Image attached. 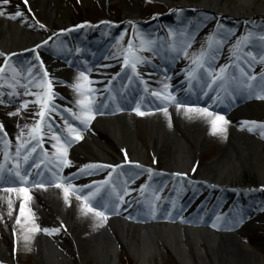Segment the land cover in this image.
Returning a JSON list of instances; mask_svg holds the SVG:
<instances>
[{"label":"bare ground","instance_id":"obj_1","mask_svg":"<svg viewBox=\"0 0 264 264\" xmlns=\"http://www.w3.org/2000/svg\"><path fill=\"white\" fill-rule=\"evenodd\" d=\"M158 1L168 6H174L170 0ZM50 2L48 0H27V6H25L23 0L17 2L10 0L9 5L5 6L7 11L14 12L19 6L24 14L32 15L37 12L34 8L38 6L42 10L41 12L48 16L47 19L51 21V24L49 28L41 29L30 18L21 23L20 18L8 19L0 15V52L5 53V56L15 53V57L29 56L35 60L30 49H36L37 45H41L47 34L68 30L65 22L61 20L62 18L59 19L57 16V5H50ZM182 3L184 4L186 1L180 0L179 4ZM200 10L209 11L216 17L219 14L233 15L245 23L252 15L264 14V0H201L197 8H192L193 12ZM125 18H132V15L126 14ZM29 24L32 27H29ZM93 35L89 39H85V45L92 46L91 39H95ZM74 37H78V35L74 34ZM107 41L106 39L105 42ZM227 46L228 44H224L222 50H226ZM258 46L256 45L257 49L260 48ZM47 50H49L48 46L38 49L43 54H47L45 53ZM100 53V62L88 72L93 83L100 87L99 92L103 93L104 89L110 85L112 93L110 98L113 93L116 94V97L129 93L138 98L145 94L144 84L138 82V78L130 75L125 76L121 61L115 58L113 53H109L105 49L100 50ZM54 55L43 61L55 80L62 82L63 77L78 75L77 69L71 68L67 61ZM159 56H164V54H159ZM173 56L171 55V57ZM158 62V65H147V68L150 69V72L146 74L147 81L150 80L149 85L153 83L157 89H161L162 82L153 77L167 76L169 80L165 79L163 83H168L171 86L169 91L175 94L178 100L179 94L183 90L187 92L189 89L194 92L208 91L206 84L209 81L199 71L190 79L187 77L189 75L186 74V69L174 65L168 76L161 66L167 67L162 64V61L158 60ZM106 65L107 67H105ZM263 67L260 65V70L255 71L254 74L263 73ZM128 79L133 80L131 85L127 83ZM260 83L259 79L258 83L255 82V89L260 86ZM213 89L215 91L208 92L214 94V99H216L215 92H220L221 97L225 96L224 92L220 91L216 85H213ZM255 96V94L249 95L245 102L234 107L226 115L224 118L228 121V124L224 125L226 138L218 151V157L198 173L200 182L204 181L213 186L216 202L224 197L225 192L222 191V188L235 178L240 165L252 169L261 184L264 185V139L259 138L257 134L250 135L248 128L242 126L244 116H253L264 112V100L258 101ZM22 97V100H32L29 96ZM214 99L211 100V103ZM62 102L79 112L77 101L71 102L63 99ZM0 106L3 107L0 108L2 110L0 123L4 124L9 137L18 136L24 124L30 125L27 120L9 115L10 112L15 111L16 106L9 103H1ZM168 106L167 117L162 112L151 113L143 118L141 125L147 132L148 146L152 151L155 153L161 147L165 148L164 157L168 162L170 172L173 170L174 173H181L189 168L192 155L199 151L201 143L207 139V136H210L212 129L206 118L198 119L197 122L192 123L193 120L190 122L183 109L178 111L174 105ZM37 108L32 103L28 106V109L31 110ZM24 113L28 115V110ZM57 116L56 118H58ZM135 122L131 113L124 111L94 116L92 123L80 131L81 139L68 149V158L73 157L84 161L82 156L85 154L108 158V151L112 149L114 152L115 150L119 152V157L125 155L126 152L127 156L131 157L130 161L139 160L141 149L137 136L140 132L137 130ZM59 126L66 130L64 122H61ZM191 129L192 131H190ZM191 140L193 143L190 142ZM45 145L47 144L45 143ZM48 145L50 146V144ZM129 171L133 172L132 169ZM183 177L185 176L183 175ZM183 180L186 179L183 178ZM28 193L31 199L24 201V204L26 216L30 219L19 215L22 197L16 193L0 190V236L6 237L9 241V243H4L0 238V264H13L12 257L16 255L15 251L20 250L17 245L25 236L28 237L27 240L39 264L64 263L65 255L71 256L70 250L73 244L77 249L83 248L89 253L94 264H116L120 246L136 260L137 264H147L148 259H151L152 255L157 252L155 243L157 239L162 241L180 264H190L191 260H194L195 264H264V253L259 251L258 246L253 243H245L239 235L243 232L242 228L215 233L212 229L202 228L201 225L187 226L183 222V217H179V220L174 222L176 225L158 226L154 223V219L148 218L141 226L133 220L128 222L106 220L102 225L94 227L95 219L91 214L83 215L80 212V202L73 196H70L69 206L64 204L60 190L55 187L34 188L32 192L28 191ZM193 195L192 193L189 199ZM239 198L240 196L236 197V199ZM9 199L12 201L11 217L8 215ZM194 199L196 198H192L189 206L195 204L197 200ZM198 201L206 204L200 196H198ZM175 202L180 203L181 198L175 199ZM202 204L197 205L201 207ZM248 204L253 205L255 201ZM18 217L21 220L20 224H16ZM250 222L264 231V216L262 214H255ZM32 224H35L39 229H55L61 225L64 227L52 234H46L42 230L32 233L27 231Z\"/></svg>","mask_w":264,"mask_h":264},{"label":"snow or ice","instance_id":"obj_2","mask_svg":"<svg viewBox=\"0 0 264 264\" xmlns=\"http://www.w3.org/2000/svg\"><path fill=\"white\" fill-rule=\"evenodd\" d=\"M10 0H0V15L8 19L20 18V22L23 23L25 16L19 6L14 12H9L6 10L7 5H9ZM25 6H27V0H23ZM34 19V18H33ZM108 23V22H103ZM32 27L31 24L28 25ZM38 27L43 29L45 26L43 24H38ZM80 28L86 27V25H80ZM90 27V25H88ZM220 25L217 26V32L213 33L207 41L208 48L201 51L198 55L191 58L192 64L195 68L189 72L190 79L193 78L196 73L203 69L211 80L206 84L208 91H215L213 85H216L220 91L224 92L225 97L230 96L235 93L236 90H248V94H255L257 99H264V74H261L259 81L261 82L260 91H256L252 81H257L258 77L254 74L255 66L260 64L264 66V50L257 51L256 42L259 41L264 44V28L259 32L255 31V28L249 29L247 33L236 39L231 48V58L232 63L219 67V70L215 69L213 66L219 54L220 48L226 43L230 36L235 35L231 31L227 34L221 33L219 31ZM71 31V30H68ZM133 36L128 40L126 45L121 46V37L117 38V52L114 53L115 58L121 60L122 68L124 70L125 76H132L138 78V82H142L145 86V92H150L151 96L155 97L160 103L156 110L162 112L166 117L168 116V105L172 104L179 111L183 109L184 114L188 118H193L194 116H199L206 118L211 124L212 132L215 134L217 132L223 134L224 127L228 123L224 117L218 113L209 111L207 108L190 106L185 104V102L178 100L176 95L173 94L168 83L162 82L161 89H150L147 80H144L140 72V65L148 63L146 57L142 55L144 52H157V41L155 39L148 38L143 34L139 33V30L133 26ZM63 35V33L58 34ZM139 35L140 43L137 45L135 40ZM168 35L172 37L171 50L177 55L182 54L185 58H189L188 49L191 48V39L187 37L186 33L180 32L176 33L169 30ZM178 37H183L178 42ZM49 41L45 40L44 44L37 45L36 49H30L33 52L35 60L37 63L35 65H30L23 73L17 72L15 68L11 67L9 62L12 61V55L5 56V53L0 52V57H5V62L0 66V88L4 87L3 80L5 78V72L7 69L11 68L10 82L7 87L11 89L6 95L10 97H21V96H32L33 100H19L16 110L10 112L9 115L19 116L22 110H28V115L35 117L36 121L29 126L24 124L20 134L15 140V151H11L13 147V141L8 138V134L5 131V126L0 123V144H3V159L4 164L0 165V184H8L11 186L3 187L2 191L7 193H16L18 196L22 197V202L19 206L20 217H30L26 216L24 201L31 199L28 193V187L37 188H47L55 187L60 190L63 196V201L65 205L70 206V196H73L75 200L79 201V210L83 215L91 214L95 219L96 223L94 227L102 225L107 217L113 213L119 214L120 209L123 205L130 203L125 197L131 196L133 191H139L144 200L142 201L146 212L144 213L151 219L157 217L159 211L158 202L162 199L160 193L161 188H155L151 185L153 176L160 175L155 173L153 169L147 168L142 169L143 172L147 173L149 183H145L138 189H131L129 187L130 183L134 180L125 178L123 180L120 177L125 176L123 171L124 165H111L106 163H90L83 165L77 169V175H93L97 171H108L107 178L103 181L93 182L87 185H75L72 183L76 176H65L62 175L63 168L70 167L71 161L68 159V147L74 142L81 139L80 131L69 122L68 118L63 115V112H68L72 117L80 122L84 128L88 127V124L94 118L97 109H94L97 90L91 85L93 81L89 78L88 72L91 69L80 70L78 75L75 77V83H72L70 87L73 89L74 93L77 94V106L79 112L73 110L72 108L60 109V107L55 103L56 99L60 97L57 95L55 88L61 82L55 80L52 74L48 71L43 59L40 57L38 51L39 48L47 45ZM74 52V50H73ZM107 67V65L105 66ZM230 69L233 70L230 72ZM238 70L239 75L236 74ZM165 79H168L165 76ZM127 83L131 85L133 83L132 79H128ZM36 88L37 91L32 92L31 89ZM17 89H22L18 91ZM123 90V89H122ZM104 91H111V86L104 89ZM208 91H204V95H208ZM216 98L222 99L220 92H215ZM112 100L116 99V94L113 93ZM3 98L0 96V103H3ZM32 103L38 108L36 110L28 109L29 104ZM107 107V105H104ZM116 111L122 110L117 104ZM136 115L143 116L146 113L141 110V104L137 103L132 109ZM61 116L63 119L64 127L66 128L67 135L62 137L60 132L63 129H56L54 127L53 121L56 116ZM242 126L247 127L249 131H252L253 127H259L264 129V124H258L255 121H244ZM49 138L50 141H54L52 147L55 149L54 153H49L47 147H45V139ZM39 153L41 159L39 162L33 160L30 167L40 170L42 169V164H47L48 167L40 171H37V176L44 177V173H49V176L41 180H32L30 182V177L32 176L31 170H21V161L23 164L27 165L29 159L36 156ZM124 159L127 164L132 165L135 168H142L138 163L133 164L132 161L128 160L127 153L125 152ZM11 160L14 164V168L9 167L8 163ZM155 163V160H153ZM9 174L12 177L18 179L9 180ZM131 175V174H129ZM174 176L183 177L182 173H174ZM115 176V179L113 177ZM106 191V199L101 197L97 201V197H100L101 192ZM264 191V188L260 189ZM151 193L149 197L146 195L147 192ZM176 207L175 201H172V209H165V218L171 217L173 210ZM8 215H12V201H8ZM125 219H135V217L127 216ZM182 219V218H181ZM223 219L222 216L217 215L215 221L212 223V227H217L218 222ZM21 220L18 217L16 219V224H20ZM64 226L61 225L59 228L49 229L42 228L39 229L35 224L27 229L28 232H36L42 230L46 234H52L54 232L60 231ZM28 237L25 236V240Z\"/></svg>","mask_w":264,"mask_h":264},{"label":"rangeland","instance_id":"obj_3","mask_svg":"<svg viewBox=\"0 0 264 264\" xmlns=\"http://www.w3.org/2000/svg\"><path fill=\"white\" fill-rule=\"evenodd\" d=\"M14 1L17 2L19 0ZM170 1L174 3V6H168L158 0H48V2H50V5H57V16L59 19L62 18L61 20L65 22L64 24L70 23L72 26L78 27L82 25V22H91V24L94 23L97 25L98 23H100V25L96 27V30L100 31L97 34L103 37L107 36L108 42L106 44V47L110 50H114L116 47H119L117 46L116 41L117 38L121 37V34H123L121 46L126 45L127 41L133 36V26H135V28L139 30L140 34H143L148 38L155 39L157 41L158 51L155 52V54L151 51L142 53V55L146 57L148 61V63L146 64H159L157 60V54H162L167 47L164 37L165 35L168 37L167 41H169V45L171 46V41L173 38L168 35L169 30H172L176 33H186L187 37L190 38L192 42L191 48L188 49L189 58H185L182 54L177 55V53H173H175L176 56L174 59V65H178L179 67L186 69L187 75H189V72L195 68V66L192 64L191 58L198 55L201 51V48H203L204 51H207L208 38L213 33L217 32L218 25L222 26L219 29L221 33L227 34L229 31H231L235 34L230 36L228 41L224 44H234L236 39L245 35L249 29L255 28V31L259 32L262 28H264V23L259 26H253L251 21L249 22V20L243 23L239 20L229 19V17H225V14H219L218 16L220 19H218V17H215L208 12H193L192 8L198 7L201 0H185L186 3L184 4H179L180 0ZM34 9L37 12L32 13V15L24 14L25 19L30 18L33 22L37 24H43L45 27L49 28L51 21H48V16L41 12L42 10L38 6H36ZM126 14H131L132 18H125ZM84 33H88V30H85ZM46 36H48V34ZM177 39L179 42V40L183 39V37H178ZM60 42V39L55 40L53 46L59 47ZM135 43L137 45L140 43L139 35L137 36ZM256 45H259L258 47L263 48L262 50H264V44H261L259 41H257ZM39 53L41 59H43L42 57L44 55L42 54V52ZM77 58L79 59V62L84 61L80 56ZM2 62L3 58L0 57V63ZM33 62V58H28L25 64L18 68L17 72L23 73L24 70L27 69L30 65H35V63ZM232 62L233 61L231 56H228V59L226 60L221 58V56H218L213 66L218 72L219 67L231 64ZM174 65L172 66L171 64L170 67L173 68ZM141 69L143 68H140V70ZM162 69L166 68L162 67ZM257 69L258 68L255 66L254 73L255 71H257ZM231 71L233 70L230 69V72ZM140 72L143 76V71L141 70ZM199 73L203 74V76L210 82L211 77H209L203 69H200ZM11 74H9L10 77ZM10 77L5 79L10 81ZM75 77L76 76L73 75L63 77L62 82L56 86L55 91L60 97L55 101L57 105L62 106L63 108L66 107L67 104H64L62 102V99L64 98L74 102L78 100L77 94L74 93L73 89L70 87L72 83H75ZM91 87L94 88V85L92 84ZM31 91L35 92L37 91V89L32 88ZM256 91H260V89H256ZM248 96V90L246 89L242 91L236 90L233 95L216 100V102L212 104H210L209 101L205 102V99H202L200 94H192L186 97V99H182V101L190 106L207 108L209 111L218 113L225 118L226 115L233 110V106L231 107V104L233 105L237 101H239L241 104L246 101ZM14 98L16 97H12L13 100ZM125 98L126 99L124 101H121L120 104L130 107V110L128 112L131 113L136 121L135 123H137L136 128L140 132L139 136H137V139L141 149V158L138 160V162L143 167L141 168V170L124 172L125 176L120 177V179L123 180L125 178H128L134 180L133 183H130L129 187L137 189L140 186L144 185L146 182L149 183L147 173L143 172L142 169L151 168L155 173L160 174L153 176L151 185L155 188L162 189V192L160 193L162 199H165V197L169 195L166 185L168 183H174L176 187L182 188V190H184L182 191V194L183 192H186L185 190H187L188 192L189 189V192L194 194L192 198H197L198 196H200L202 201L203 199L205 200V193L212 191L213 186L207 184L204 181L203 183L200 182L201 180L198 177V173L203 170L208 163H211L217 159L218 151L221 148V144L225 141L226 138L225 129L223 134L219 132L214 134L213 132H211L210 136H207V139L203 140L200 145L199 151L192 155L188 166L189 168L181 172L185 176L183 178L186 179L183 180L182 177L174 176L173 170H171L170 172V167L168 166V162L164 157L165 148L162 149L161 147L154 153L150 146H148V135L143 125H141L143 118H145L149 114L160 113V111L156 110L160 102L156 99L153 100L147 96H143L139 101L134 97L127 96ZM33 99L34 98L32 97V100ZM257 100L263 101L264 99ZM137 103L141 104V110L146 113L145 115L138 116L132 110ZM113 107L114 105L111 106V108ZM25 114L26 113H24V111H21V114L19 116H15V118L26 119L31 124L36 121L35 117H29ZM198 119L202 120L203 117L194 116L192 119H190V122H192L191 120H193L192 123L197 122ZM244 121H255L258 124H264V112L253 116H244L243 122ZM190 131H192V129ZM252 134H257L259 135V138L264 139V129L253 127L252 131H250V135ZM190 142L193 143L192 140ZM117 152V150H115L114 152L111 149L110 151H108V155H119V152ZM84 157H87L88 160H90L91 158H95V156L92 154H87ZM153 160H155V163H153ZM128 176H132L133 178ZM226 187L227 190H222L223 192H227L230 190H233V192L235 190V192H237L239 189L240 191H242L239 194H242L249 203L254 200L255 204L246 205L238 203L239 207H242L241 211H238L237 215L232 216H228L226 214L221 215L222 213L206 215V213L203 212L199 214L195 213L194 215H186L184 214V209L182 210L180 207H175L172 216L165 218V209L171 210L172 203L166 205L165 209L163 210V201L160 202V200L158 202L159 211L157 213V217L154 220V223L158 226H167L168 224L176 225L174 222H176V220H179L178 218L181 216L184 217V224H186L187 226L191 227L196 226V224L198 223H207L206 225L201 224V227L205 229H212V231L215 233H219V229L235 231L238 228H242L243 232L239 235L242 237L243 241L245 243L255 244L256 246H258L259 251L261 253H264V231L260 227L250 222L252 220V217L257 213L258 215L262 214L264 216V191L260 190L261 188H264V185L261 184L257 174L252 169L240 165L239 172L235 175L234 179L228 182V186ZM146 195L150 197V191L147 192ZM131 197H133L132 202L123 205L120 209L119 215L113 213L109 215L106 220H109L111 222L112 220L128 222L131 219H125V217L132 216L135 217V219L132 220L137 223V225L141 226V224L149 218L144 214L146 212V209L142 203V201L144 200V196H142L139 191H135V193L132 194ZM223 203H226L225 205H227L228 202L222 201L221 204ZM223 209L224 207L219 208L216 211H222ZM232 212L234 213V210ZM217 215L222 216L223 219L218 222V226L214 228L211 225L215 221ZM0 238L2 242L9 243L6 237L0 236ZM155 243L157 252L152 255L151 259H148L147 264H180L160 239H157ZM17 248H19L20 250L18 251L17 249V251H15L16 255L12 257L14 261L13 264H39L35 258L34 251L32 250L28 240H25V238L22 239L20 241V244L17 245ZM70 252L71 256L68 257V255H65L66 260L62 264H94L92 256L84 251L83 248L77 249L73 244ZM116 264H137V262L132 257H130L127 251H125L120 246L117 253ZM190 264H195L194 260H191Z\"/></svg>","mask_w":264,"mask_h":264}]
</instances>
